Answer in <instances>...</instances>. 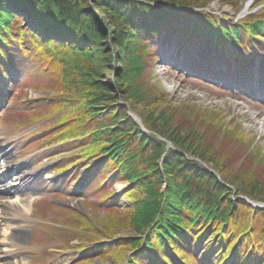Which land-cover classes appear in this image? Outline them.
<instances>
[{
  "label": "trees",
  "instance_id": "16d2710c",
  "mask_svg": "<svg viewBox=\"0 0 264 264\" xmlns=\"http://www.w3.org/2000/svg\"><path fill=\"white\" fill-rule=\"evenodd\" d=\"M214 1L0 0V77L15 49L49 72L52 82L43 87L41 101L52 106L49 117H55L48 126L53 131L49 142L72 148L67 159L79 171L70 182L78 186L82 177H88L86 183L99 178L95 189L109 197L110 180L126 185L123 209H106L108 217L95 240L131 236L107 246L106 258L121 261L130 251L133 264L143 258L170 264L173 256L176 261L190 256L184 250L188 242L217 236L220 249L231 257L229 264L264 261V224L257 226L264 221V209L256 213L239 199L264 204L262 152L253 144L249 171L235 169L227 160L232 155L219 152L222 139L216 138L229 133L237 142L242 134L226 128L227 123L218 127L209 113L189 107L179 111L148 77L155 58L147 38L163 26L172 35L202 37L220 50L252 51L250 43L259 53L264 0H254L251 13L241 19L248 0H219L235 17L224 21L211 13ZM196 120L214 125L219 135L196 126ZM238 161L243 167L246 158ZM81 217L82 232L95 228L96 223Z\"/></svg>",
  "mask_w": 264,
  "mask_h": 264
},
{
  "label": "rangeland",
  "instance_id": "374dc122",
  "mask_svg": "<svg viewBox=\"0 0 264 264\" xmlns=\"http://www.w3.org/2000/svg\"><path fill=\"white\" fill-rule=\"evenodd\" d=\"M211 7V13L222 17L223 21L224 17L235 18L233 10L222 7L219 0ZM250 13L249 9L247 15ZM170 31L163 26L157 35L147 38L155 58L148 77L159 83L179 111L189 107L199 113H209L218 127L220 123H227L225 127L239 131L242 137L237 142L229 133L215 138L222 139L223 147L219 152L232 155V159L227 157L228 164L242 172L249 171L253 160L249 158L252 156L249 149L253 144L264 157V127L261 126L264 124V44L258 45L257 53L248 43L252 51L244 48L241 53L236 46L220 50L202 37L194 35L187 39ZM241 40L246 44L244 38ZM7 62L8 70L0 77V184L7 188L5 194H0V264H9L2 257L10 251L11 242L20 246V249H12L15 264H133L134 254L130 251L124 252L126 258L121 261L113 255L105 256L107 246L119 244L118 240L130 237V233L111 241L95 240L99 237L98 229L108 217L106 209H123L126 185L112 184L110 180L107 186L112 197H109L104 189H95L97 173L88 183L85 182L88 177H82L78 186L70 182L72 173L79 171L67 159L72 148L49 142L53 131L48 126L55 117H49L52 106L41 101L43 87L52 82L48 71L18 49L9 55ZM114 67L120 69L119 64ZM108 78L111 80L113 76ZM36 117L42 120L32 124ZM202 122L196 120V126L202 125V129L219 135L214 125ZM4 154L10 155L9 168L2 157ZM237 157L246 158L243 167L238 165ZM261 169L264 174V166ZM24 175L26 178L21 179ZM20 198L27 199L24 205L28 211L17 226L11 205L20 208ZM239 199L246 201L256 213L264 209L263 203L246 197ZM79 213L87 222L96 223L93 230L85 231V227L82 232ZM262 224L264 221L257 226ZM208 238H201V244L192 241L185 244L184 250L192 256L180 255L177 261L173 256L170 264H229L231 257L220 249L219 238ZM157 261L143 258L139 263L156 264Z\"/></svg>",
  "mask_w": 264,
  "mask_h": 264
},
{
  "label": "bare ground",
  "instance_id": "6f19581e",
  "mask_svg": "<svg viewBox=\"0 0 264 264\" xmlns=\"http://www.w3.org/2000/svg\"><path fill=\"white\" fill-rule=\"evenodd\" d=\"M253 1L254 0H249L248 1V3H247V5H246V7H245V10H244V12H243V14H246L247 12H248V10L250 9V7H251V5H252V3H253ZM260 124V123H259ZM261 125V124H260ZM261 126H263L264 127V124L263 125H261ZM168 144V143H167ZM3 159L7 162V168H9V166H10V163L8 162V159H10V155L9 154H4L3 156ZM24 178H26V176L24 175L23 177L21 176V179H24ZM18 179H20V177L18 178ZM17 179V180H18ZM33 185H31V189L33 190V187H32ZM6 187H4V185H2V184H0V194H5L6 193ZM31 189H30V191H31ZM27 201V199H19V202H20V205H21V207L19 208V207H17V206H14V205H11V208L13 209V213H14V220H17V223L15 224V225H17V226H19L20 224H19V222L18 221H20V220H23V219H25L26 218V216H27V211H28V208H26L25 207V205H24V202H26ZM23 205V206H22ZM6 232V231H5ZM20 249V246L18 245V244H15V243H12L11 242V244H10V246H9V249H10V251H7L6 253H5V255L2 257V260L5 262V263H7V262H9V264H15V263H13L12 261L14 260V255H13V250L12 249ZM6 251V250H5ZM18 264V263H17ZM20 264H22V263H20Z\"/></svg>",
  "mask_w": 264,
  "mask_h": 264
},
{
  "label": "water",
  "instance_id": "95a60500",
  "mask_svg": "<svg viewBox=\"0 0 264 264\" xmlns=\"http://www.w3.org/2000/svg\"><path fill=\"white\" fill-rule=\"evenodd\" d=\"M243 12H244V11H243ZM243 12L241 13V16H242V17H244V16L247 15V13H246V14H243ZM129 116H130L131 118H133L134 121H136L140 126H142L141 121H140L139 118L133 116L131 113L129 114ZM168 147H169V148H173L172 145H171L170 143H168Z\"/></svg>",
  "mask_w": 264,
  "mask_h": 264
}]
</instances>
